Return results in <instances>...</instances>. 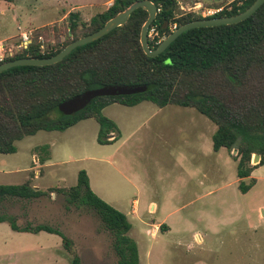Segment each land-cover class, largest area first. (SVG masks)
Instances as JSON below:
<instances>
[{
	"label": "rangeland",
	"instance_id": "1",
	"mask_svg": "<svg viewBox=\"0 0 264 264\" xmlns=\"http://www.w3.org/2000/svg\"><path fill=\"white\" fill-rule=\"evenodd\" d=\"M107 1L0 0V42L11 46L22 32H31V45L55 51L70 38L71 15L82 27L108 10ZM232 1L177 0V15L209 17V10L229 8ZM161 109L152 102L106 108L102 115L120 134L107 145L98 142V121L88 119L64 132L40 131L17 142L16 153H0V185L30 180L48 191L33 201L7 200L0 214L14 216L22 226L59 229L73 241L82 264H118L111 235L95 211L52 192L75 187L84 170L92 191L132 223L140 264H264V165L242 180L247 185L256 180L242 193L237 150H213L217 126L193 108ZM43 146L48 150H39ZM41 158L48 160L41 165ZM252 165L257 164L252 160ZM156 224L163 226L153 238ZM72 257L57 235L19 233L0 224V264H70Z\"/></svg>",
	"mask_w": 264,
	"mask_h": 264
},
{
	"label": "trees",
	"instance_id": "2",
	"mask_svg": "<svg viewBox=\"0 0 264 264\" xmlns=\"http://www.w3.org/2000/svg\"><path fill=\"white\" fill-rule=\"evenodd\" d=\"M136 1L141 0H115L111 8L82 27L78 16L71 15L70 38L57 50L43 53L38 44H33L0 64L54 56L70 43L100 30ZM150 1L158 8L150 26L156 28L158 36L149 37V46L156 49L159 40L173 32L171 27L175 24L178 28L195 20L234 16L256 0H233L229 8L209 17L195 13L178 16L177 0ZM148 17L144 9L134 11L124 26L78 47L54 65L15 67L0 73V153H16L17 142L40 131L64 132L88 119H96L100 125V144L115 142L120 137L118 126L102 115L113 104L134 107L152 102L160 108L169 105L193 108L217 126L212 138L215 152L222 148L231 153L237 150L234 158L238 161L239 188L247 193L256 180L251 179L248 185L242 180L264 165V5L243 22L189 30L157 57L147 56L141 45V31ZM111 85L142 86L146 90L134 95L95 98L72 116L58 109L86 91ZM53 112L57 117L50 119ZM111 135L113 139H109ZM48 147L39 150L47 151ZM255 154L260 155V161L252 165ZM40 160L42 165L48 159ZM47 192L33 187L30 180L20 185H0V204L7 200H37ZM52 192L66 196L71 205L79 204L95 211L111 235L118 264H140L138 245L130 236L133 225L126 214L92 191L86 171L79 172L75 187L56 188ZM1 223H8L14 232H46L61 237L64 248L73 254L70 264H82L74 252L73 241L59 229L48 224L22 226L17 218L6 214H0Z\"/></svg>",
	"mask_w": 264,
	"mask_h": 264
},
{
	"label": "water",
	"instance_id": "3",
	"mask_svg": "<svg viewBox=\"0 0 264 264\" xmlns=\"http://www.w3.org/2000/svg\"><path fill=\"white\" fill-rule=\"evenodd\" d=\"M263 5H264V0H256L247 10L234 16L206 18V19H200L186 23L175 29L171 34H169L166 38L162 40V42L159 44V46L156 49H154L149 46V29L157 17L158 8L150 0L136 1L132 3L128 8L121 11L116 16H114L109 21H107L100 30L70 43L64 49H62L58 54L48 58H39V59L22 58V59H17L14 61L2 63L0 64V73H3L15 67H23V66L44 67L59 63L63 61L68 55H70L78 47L97 41L102 37L108 35L112 31H114L115 29L124 26L129 21L133 12L138 9H144L149 14V17L146 23L143 25L141 31V45L143 51L149 57H157L162 53H164L174 41H176L182 34H184L189 30L203 28V27L232 25L243 22L249 19L251 16H253ZM145 90L146 87H142V86H131V85L105 86L99 89L86 91L62 103L58 109L62 114L66 116H72L85 109L95 98L134 95V94L142 93ZM110 137H113V135H111ZM259 161H260V155L255 154L253 163L258 164Z\"/></svg>",
	"mask_w": 264,
	"mask_h": 264
},
{
	"label": "built area",
	"instance_id": "4",
	"mask_svg": "<svg viewBox=\"0 0 264 264\" xmlns=\"http://www.w3.org/2000/svg\"><path fill=\"white\" fill-rule=\"evenodd\" d=\"M113 6V3H109L108 4V9L111 8ZM222 10L221 9H217L215 11H208L207 16H213L217 13H220ZM21 29V28H20ZM175 29H177V25H173L171 27V30L174 31ZM155 36H158L157 32H156V28H152L149 31V37L154 38ZM163 39L159 40V43H161ZM32 44V37H31V32L27 33V32H22L21 33V38L18 41L17 44H13V45H8L7 43H3L0 42V62L5 61L6 59L13 57L15 55H17L18 53L24 51V50H28L30 48ZM37 161V160H36Z\"/></svg>",
	"mask_w": 264,
	"mask_h": 264
},
{
	"label": "crops",
	"instance_id": "5",
	"mask_svg": "<svg viewBox=\"0 0 264 264\" xmlns=\"http://www.w3.org/2000/svg\"><path fill=\"white\" fill-rule=\"evenodd\" d=\"M114 1L115 0H108L107 2H106V4H107V8L106 9H108V4L109 3H114ZM76 8H79V6H77ZM67 15H65L64 16V18L66 17ZM145 102H143V103H141V104H139V105H137V106H134V107H138V106H141V105H143ZM111 106V105H110ZM110 106H108V107H110ZM108 107H106V108H108ZM105 108V109H106ZM165 107H163L162 109H164ZM104 109V110H105ZM161 109V110H162ZM114 138V135H113V137H110L109 139H113ZM33 162L34 163H37V161H36V159H35V157L33 156ZM38 175H39V173H37ZM89 181H90V187H91V189L94 191V189H93V186H92V180H91V177H90V175H89ZM113 205V204H112ZM156 207H157V205L156 204H152L151 206H150V208H151V211L152 212H154L155 210H156ZM116 208V207H115ZM118 209V208H117ZM119 210V209H118ZM135 212V214H137V212H136V210L134 211ZM132 224V223H131ZM160 226H161V224H156L155 226H154V229H153V233H152V237L153 238H155V237H157V235H158V233L160 232L159 230H160Z\"/></svg>",
	"mask_w": 264,
	"mask_h": 264
}]
</instances>
